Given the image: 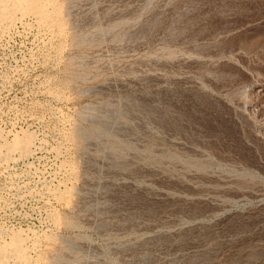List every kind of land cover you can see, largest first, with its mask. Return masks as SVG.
<instances>
[{"label":"rangeland","instance_id":"obj_1","mask_svg":"<svg viewBox=\"0 0 264 264\" xmlns=\"http://www.w3.org/2000/svg\"><path fill=\"white\" fill-rule=\"evenodd\" d=\"M0 264H264V0H0Z\"/></svg>","mask_w":264,"mask_h":264},{"label":"bare ground","instance_id":"obj_2","mask_svg":"<svg viewBox=\"0 0 264 264\" xmlns=\"http://www.w3.org/2000/svg\"><path fill=\"white\" fill-rule=\"evenodd\" d=\"M23 143V142H22ZM25 143H23L21 146V148H24V150H26V147H24ZM13 245V244H12Z\"/></svg>","mask_w":264,"mask_h":264}]
</instances>
